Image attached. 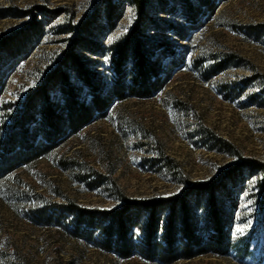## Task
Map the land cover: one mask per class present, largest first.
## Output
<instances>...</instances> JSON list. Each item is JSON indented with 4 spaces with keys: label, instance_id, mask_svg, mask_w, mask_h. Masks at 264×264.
Listing matches in <instances>:
<instances>
[{
    "label": "rangeland",
    "instance_id": "374dc122",
    "mask_svg": "<svg viewBox=\"0 0 264 264\" xmlns=\"http://www.w3.org/2000/svg\"><path fill=\"white\" fill-rule=\"evenodd\" d=\"M209 1L213 9L193 23L177 2H169L173 13L157 14L179 25L182 35L150 32L169 41L174 51L161 62L166 80L158 92L114 99L105 116L36 161L0 176V264H160L102 250L99 231L87 238L85 227L76 229L74 215L58 205L73 201L112 209L121 203L120 194L178 193L182 179L206 181L236 161L225 142L244 157L264 161V0ZM96 2L0 0V39L24 26L29 16L21 13L37 5L58 13L39 39L30 38L19 52L17 47L15 56L0 54V127L14 109L4 105L21 100L64 49L68 35L60 27L84 19ZM124 5L115 28L104 31V55L86 54L95 60L103 92L113 76L108 48L134 20V8ZM259 177L256 173L240 184L230 231L234 245L226 255L209 253L171 264H264Z\"/></svg>",
    "mask_w": 264,
    "mask_h": 264
},
{
    "label": "trees",
    "instance_id": "16d2710c",
    "mask_svg": "<svg viewBox=\"0 0 264 264\" xmlns=\"http://www.w3.org/2000/svg\"><path fill=\"white\" fill-rule=\"evenodd\" d=\"M195 1L97 0L84 19L62 25L59 31L68 36L54 65L21 100L4 105L14 109L9 113V123L0 127V176L36 161L71 133L105 116L114 99L148 98L158 92L166 80L161 62L174 51L169 41L151 33L172 30L182 35L176 31L179 25L157 14L173 13L177 2L182 15L193 23L206 9H213L209 0ZM127 2L134 8V20L108 48L113 76L103 92L100 74L93 66L95 60L86 54L104 55V37L115 28ZM21 14L29 20L13 34L1 37L0 54L15 56L17 47L19 52L30 38L39 39L45 23L58 15L41 5ZM224 63H217V69L224 68ZM225 144L236 161L215 178L182 179L178 193L144 198L120 194L121 203L112 209L85 208L73 201L58 206L74 215L76 229L85 227L87 238L98 230V246L124 259L139 256L145 261L171 264L209 253L226 255L234 245L230 231L239 205L237 195L244 186L240 184L256 173L260 175L264 217V161L244 157L230 143Z\"/></svg>",
    "mask_w": 264,
    "mask_h": 264
}]
</instances>
